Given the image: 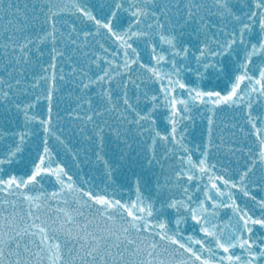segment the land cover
Returning <instances> with one entry per match:
<instances>
[{
  "label": "snow or ice",
  "instance_id": "obj_1",
  "mask_svg": "<svg viewBox=\"0 0 264 264\" xmlns=\"http://www.w3.org/2000/svg\"><path fill=\"white\" fill-rule=\"evenodd\" d=\"M0 264H264V0H0Z\"/></svg>",
  "mask_w": 264,
  "mask_h": 264
}]
</instances>
